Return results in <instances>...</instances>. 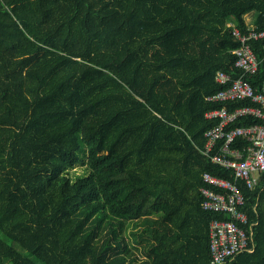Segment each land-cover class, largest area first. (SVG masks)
I'll use <instances>...</instances> for the list:
<instances>
[{
    "label": "trees",
    "instance_id": "1",
    "mask_svg": "<svg viewBox=\"0 0 264 264\" xmlns=\"http://www.w3.org/2000/svg\"><path fill=\"white\" fill-rule=\"evenodd\" d=\"M233 27L264 30V0H0V61L34 56L30 111L0 124V264H211L208 224L228 216L201 207L203 172L244 194L251 251L222 264H264V179L249 189L201 153L205 112L250 104L206 100L217 71L242 74Z\"/></svg>",
    "mask_w": 264,
    "mask_h": 264
},
{
    "label": "built area",
    "instance_id": "2",
    "mask_svg": "<svg viewBox=\"0 0 264 264\" xmlns=\"http://www.w3.org/2000/svg\"><path fill=\"white\" fill-rule=\"evenodd\" d=\"M231 34L239 42L232 51L235 54L234 67L242 74L233 78L229 73L217 71L215 81L226 87L207 96L209 101H235L248 99L250 104L229 110L226 106L205 112L208 119L218 122L204 133L202 154L213 163L232 171L234 178L249 188L259 185L264 179V83L259 90L244 79L246 73H254L259 60L251 42L264 40V30L250 27L241 32L233 27ZM242 117H252L260 122L246 126H230ZM237 138L249 142L246 148L233 147ZM201 207L227 215V218H213L208 224L209 253L211 264H222L242 251H251L250 234L244 229L247 215L241 209L244 194L234 181L203 172Z\"/></svg>",
    "mask_w": 264,
    "mask_h": 264
},
{
    "label": "rangeland",
    "instance_id": "3",
    "mask_svg": "<svg viewBox=\"0 0 264 264\" xmlns=\"http://www.w3.org/2000/svg\"><path fill=\"white\" fill-rule=\"evenodd\" d=\"M250 19V15H246ZM34 56L16 60L0 61V69L9 73V86L0 91V124L18 128L30 111L29 102L23 93V72ZM202 153V152H201ZM75 172H81L77 167Z\"/></svg>",
    "mask_w": 264,
    "mask_h": 264
},
{
    "label": "crops",
    "instance_id": "4",
    "mask_svg": "<svg viewBox=\"0 0 264 264\" xmlns=\"http://www.w3.org/2000/svg\"><path fill=\"white\" fill-rule=\"evenodd\" d=\"M158 214H159V213H157V212H154V213H153L154 216H156V215H158Z\"/></svg>",
    "mask_w": 264,
    "mask_h": 264
}]
</instances>
